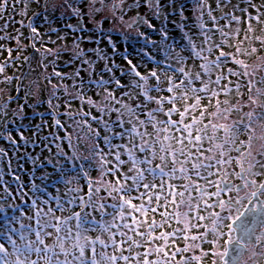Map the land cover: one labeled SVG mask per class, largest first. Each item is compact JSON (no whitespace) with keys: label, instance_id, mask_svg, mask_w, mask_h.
Instances as JSON below:
<instances>
[{"label":"rangeland","instance_id":"1","mask_svg":"<svg viewBox=\"0 0 264 264\" xmlns=\"http://www.w3.org/2000/svg\"><path fill=\"white\" fill-rule=\"evenodd\" d=\"M57 1L9 0L0 16V36L19 35L0 40V65L10 64L0 75L8 110L0 136L15 138L0 139V261L207 264L183 227L184 173L195 151L218 142L221 117L240 124L245 113L264 112V0H164L167 17L141 8L146 23L134 30L136 10L93 3L100 11L85 9L84 32L67 27L78 18ZM77 44L109 59L89 53L93 67L82 65ZM46 89L51 103L42 101ZM55 106L78 118L73 147L91 185L65 176L77 164L62 151L65 114L54 123L45 108Z\"/></svg>","mask_w":264,"mask_h":264},{"label":"flooded vegetation","instance_id":"2","mask_svg":"<svg viewBox=\"0 0 264 264\" xmlns=\"http://www.w3.org/2000/svg\"><path fill=\"white\" fill-rule=\"evenodd\" d=\"M120 5L112 0L108 7L115 11ZM139 15L146 23V15ZM133 17L130 28L137 13ZM85 21L79 20L83 26ZM219 125L218 142L195 151L184 173L180 198L187 242L200 245L207 264H225L228 252L232 264H264V112L245 113L240 124L233 116L221 117Z\"/></svg>","mask_w":264,"mask_h":264},{"label":"snow or ice","instance_id":"3","mask_svg":"<svg viewBox=\"0 0 264 264\" xmlns=\"http://www.w3.org/2000/svg\"><path fill=\"white\" fill-rule=\"evenodd\" d=\"M17 3L21 4V5H25V0H16ZM32 2H38V0H32ZM99 3L103 6V7H108L109 4L112 3V0H99ZM120 4L122 6V12H126V11H130V10H136L137 11V17L135 19V25L136 27H139V25L144 24L145 23V17L140 16L139 15V9L141 8H146L149 10L151 16L153 18L155 17H167V15L165 14L164 9L165 8H170L171 4L170 3H164V0H133L132 3V7H130L128 5V3L126 2V0H120ZM12 5L9 3V0H0V16L3 15L4 11L8 8L11 7ZM71 6L73 9V16L78 18V22L76 24H69L67 25V27L69 29H73V30H79L80 32H84L85 31V27L79 22L80 19H82L85 15H89V12L85 11L86 8H90L92 13H99L100 9L95 7V5L93 4V0H71ZM114 7L116 5H113ZM21 15H23V13H21ZM122 18V17H121ZM149 27L154 28V25L149 22L148 23ZM7 24L4 25V28H7ZM29 27L31 29L32 32V36L29 37L30 40L35 41L37 37L40 36V33L37 31L36 27L34 26V24L30 23ZM51 31H55V29H51ZM103 33H101V37H103ZM110 35V34H109ZM4 39H10V40H17L19 41V35L16 37H8V36H0V40H4ZM61 39H63V37H61ZM93 44H96V41H90ZM35 48V43H33L32 45ZM5 49H3V46H0V51H3ZM9 52V57L11 56V49L7 50ZM37 51H39V49H37ZM47 52L51 53V50H46ZM89 53L93 54L96 56L97 59L99 60H108V56L107 54L99 49V47L97 48H92V49H88L87 51H84L82 49H80L79 44L76 45V51L74 53L75 59L79 60L80 63L82 65H88L89 68L93 67L94 61L89 57ZM59 50L54 54L55 58L59 57ZM42 59H47L46 56H42ZM6 66H10V64L8 62H6L4 65H0V75L4 74L5 72V67ZM53 66L55 67V60L53 61ZM55 76L57 77H61L63 79V77L61 76V73L58 71H54L53 73ZM76 75H79V72H77ZM12 77H5L4 80L2 82L4 83H11L12 81ZM7 108L4 105H0V118L4 119L5 124L7 123ZM22 118V116H21ZM38 131V129H36ZM7 139L9 142H11L12 144L15 143V140L12 138L11 132L8 131L6 132V137L5 136H0V139ZM23 139V137H21Z\"/></svg>","mask_w":264,"mask_h":264},{"label":"trees","instance_id":"4","mask_svg":"<svg viewBox=\"0 0 264 264\" xmlns=\"http://www.w3.org/2000/svg\"><path fill=\"white\" fill-rule=\"evenodd\" d=\"M30 33L28 32V35H29ZM35 50V49H34ZM34 53V52H33ZM35 54V53H34ZM35 56H36V54H35ZM27 69H28V67H27ZM26 69V71L24 72V75H23V77H22V79H21V82L24 80V81H26L31 75H30V72L28 71ZM35 76V75H34ZM34 76H33V78H34ZM39 77V75L37 74V76L35 77V78H38ZM21 82H19V86H21V84H25V82L24 83H21ZM34 82V81H33ZM33 85H34V83H32ZM63 83H60V86L62 85ZM63 86V85H62ZM47 86H45V88H46ZM63 87H65V86H63ZM66 87H68V86H66ZM47 90L48 89H46V90H44V92L43 93H45L46 95L42 98V101H43V103L45 102H47V103H51V101L49 100V96H48V92H47ZM57 90H59V91H62V88H58V89H56V91ZM42 96V95H41ZM81 96H77V95H75L74 96V98L75 99H77V101H79V98H80ZM55 102V101H54ZM56 103V102H55ZM15 106V105H14ZM16 107V106H15ZM71 107H76V105L74 104V105H72ZM47 110H48V115L50 116V118H54V120H52V122H54V123H59V120H58V116H56V114L57 113H59L58 115H64L65 114V118H64V120H63V122H64V124H66V130L64 131V133H63V137L62 138H64L65 139V141H66V144H67V149H65V148H63V154H67V153H69V155H70V157L71 158H73V161H75V163L77 164V167H75V169L73 168L72 170H64L65 171V176H67L69 179L71 178V175L72 176H77V177H80V178H84L86 181H87V183H88V185H91V183L93 182L92 181V179H90V176H88V178L86 177V175L84 174V172L87 170V168L86 167H84V168H82L81 167V159H82V155L79 153V151L78 150H75L74 149V147H73V144H76V142L77 143H79L80 144V139H78L77 137H76V135H75V132H74V130H73V127H72V125L73 124H75V122H77V120L76 119H78L76 116H73L72 115V113H73V111H68L69 110V108L68 109H66V108H64L62 111H60V109H59V107L57 108L56 106L55 107H45ZM57 108V109H56ZM91 120V119H90ZM1 124V123H0ZM62 125L63 124H60V126L62 127ZM88 126H89V123H88ZM90 127V126H89ZM12 138L15 140V138L13 137V135H12ZM76 138H77V140H76ZM86 138H91V136H87ZM82 141V140H81ZM82 144H83V146H84V144H87L85 141H82ZM101 149V148H100ZM95 150V149H94ZM94 150H92V152L90 153V155H91V157H93L94 156V153H93V151ZM97 157V156H96ZM74 158L76 159V160H74ZM90 161V159H86V161H84V162H89ZM72 165V164H71ZM70 165V166H71ZM64 169V168H63ZM83 170V171H82ZM77 177L76 178H74L73 180H76L77 179ZM93 178H94V176H93ZM94 180V179H93ZM78 181V180H77ZM104 182V181H103ZM102 182V183H103ZM0 264H3L1 261H0Z\"/></svg>","mask_w":264,"mask_h":264},{"label":"water","instance_id":"5","mask_svg":"<svg viewBox=\"0 0 264 264\" xmlns=\"http://www.w3.org/2000/svg\"><path fill=\"white\" fill-rule=\"evenodd\" d=\"M113 8L115 9V7H113ZM81 22H82V20H81ZM81 22H80V23H81ZM81 24H83V23H81ZM131 28H132V29L136 28V25L133 23V24L131 25ZM167 115H168V113H167ZM224 262H225V264H232L233 259H232L231 255L229 254V252H228V254L226 255V257L224 258Z\"/></svg>","mask_w":264,"mask_h":264}]
</instances>
